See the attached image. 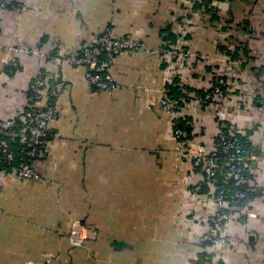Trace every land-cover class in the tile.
Returning a JSON list of instances; mask_svg holds the SVG:
<instances>
[{
  "label": "crops",
  "instance_id": "1",
  "mask_svg": "<svg viewBox=\"0 0 264 264\" xmlns=\"http://www.w3.org/2000/svg\"><path fill=\"white\" fill-rule=\"evenodd\" d=\"M239 2L221 0L216 6L226 16L233 8V24H240L249 7ZM258 5L249 19L251 32L241 37L262 61L264 0ZM181 6L182 0H27L23 10L0 8V125L25 107L38 72L50 69L64 82L60 93L44 92L46 99L55 94L58 112L49 122L46 157L34 163L41 180L0 178V264H191L198 259L204 218L214 205L198 189L200 173L179 152L176 120L160 107L167 78L159 55L161 28L171 23L174 32L183 31L186 23L176 20ZM195 18L186 28L189 51L205 55L212 66L224 62L230 68L217 49V29ZM106 28L116 38L138 42L139 49L113 57L117 86L97 90L84 67L62 59L96 43ZM13 46L19 52H10ZM12 56L18 63L14 70L7 65ZM238 68H230L229 76L239 81L241 95H233L225 109L195 104L185 116L195 140L207 147L225 122L240 132L251 130L249 139L259 150L250 205L255 216L230 223L231 242L221 258L226 264H264V75ZM197 70L184 68L182 82L207 85ZM72 230H78L79 242L71 241Z\"/></svg>",
  "mask_w": 264,
  "mask_h": 264
},
{
  "label": "built area",
  "instance_id": "2",
  "mask_svg": "<svg viewBox=\"0 0 264 264\" xmlns=\"http://www.w3.org/2000/svg\"><path fill=\"white\" fill-rule=\"evenodd\" d=\"M26 1L0 0V8L23 10L26 7ZM187 5H191V3L189 2ZM138 49V42L130 38H116L111 35L110 29L106 28L96 43L83 45L77 55L65 56L62 60L71 65L84 67L85 77L95 89H114L117 84L111 73L112 58L118 54L132 53ZM19 50L20 48L17 46L9 49L12 53H17ZM159 52L163 53L165 57L176 58L175 62L167 67V80L175 75L181 77V64H177L180 63V59H186L190 56L206 57L200 53L184 51L179 47L161 48ZM7 65L11 69H15L18 65L17 57L12 56L7 61ZM227 83L226 71L222 69L217 84L211 91L205 93L204 99L185 103L178 98L162 97L160 107L170 114L174 120L187 117L185 116L187 111L190 112L191 108L193 109V106L197 103L200 104L201 101L210 102V109H218V105L219 108L223 107L225 109L224 86ZM48 84L52 87V91L57 94L64 88V82L50 69L46 68L38 72L29 83L27 89L29 93L26 94L25 107L14 112L9 119L2 121L0 133L2 129H8V135L12 139L25 143L27 145L25 153L32 164L29 162L23 163L18 167H13L11 172L0 169V178L9 176L37 180L41 178L42 175L34 166V163L46 157V146L50 136L49 122L58 112L54 105L42 104ZM216 100L220 103H215ZM236 132L240 131L236 129L226 133L219 127L213 143L210 147H207L204 143L195 140L193 136L188 140L183 139L184 131L181 128L175 127L173 130L180 154L189 159L192 167L197 169L201 175L198 189L200 185L205 184L208 189L206 195L214 205L213 212L204 218L206 228L198 239L201 251L212 254L211 261L208 260V263L204 262V264H219L218 259L221 258V254L226 249L225 247H228L231 242L227 232L231 222L241 221L238 220L239 217H242V221H245V218L255 216L250 209V205L253 200L251 194L256 189L252 179H254L253 163H255L257 155L254 153H250L249 156L244 155ZM220 153L226 155L232 163L228 167V172L224 173V183L226 179L232 178L236 185L245 183L246 188H236L232 194H228V190L224 186L215 185V176L220 167L218 158ZM0 155H3V157L10 156L9 144L3 137H0ZM70 238L72 242H79L80 234L78 230H72ZM222 262L226 264L223 259Z\"/></svg>",
  "mask_w": 264,
  "mask_h": 264
},
{
  "label": "trees",
  "instance_id": "3",
  "mask_svg": "<svg viewBox=\"0 0 264 264\" xmlns=\"http://www.w3.org/2000/svg\"><path fill=\"white\" fill-rule=\"evenodd\" d=\"M221 0H182V8L184 9L179 15L176 17V20L178 23H186L183 31L179 34L177 32H174L172 30V25L166 24L164 27L161 28L162 33V44L160 45V48H173V47H179L184 51H189V38L190 35L186 33V28L191 24L192 17H196L195 19L199 21H205L207 25L214 27L216 30L215 32L218 33L219 39L216 40L217 49L220 51L224 57L225 61L228 63L227 65L230 66L231 69H240L241 73L243 74L245 68L248 69L249 73H253L256 77H260L261 75H264V60L260 61L256 57V51H251L250 49V43L245 37H241L242 34L251 32V29L249 27V19L253 14L254 10H257L260 0H226L228 2H234V1H241V3H245L249 8L246 10L245 17L242 19L241 23L233 24L235 22L236 14L233 8L230 9L229 16L223 15L222 12L218 9L216 6V2ZM191 3V5H187L188 3ZM240 3V2H239ZM14 5V4H13ZM13 7V6H12ZM11 7V8H12ZM190 21V22H189ZM244 31V32H243ZM243 32V33H241ZM220 40V41H219ZM219 41V42H218ZM190 52V51H189ZM160 58H161V64L163 69L167 71V67L170 64H173L176 60L175 57L169 58L165 57L163 53L159 52ZM181 69L183 70L186 67H192V69L197 68L196 71L200 75H205L206 78H208L209 82L207 85L201 86L200 88H194L185 85L181 77L179 76H173L168 80L165 81V93L163 97H169V98H178L185 103H191L194 100L197 99H204L205 93L208 91H211L212 88L217 84L219 73L222 69L226 71V79L228 81L227 85L224 86V96H225V102L230 103L233 95L239 96L241 95L239 92H241L238 88L240 87L238 82L236 83L235 80H231L232 78L229 76L232 72H230V68L223 64H214L211 65V61L206 58H200L195 56H190L186 59H180ZM197 65V66H195ZM195 66V67H194ZM228 69L229 72L228 73ZM14 70V69H12ZM233 75L236 74L233 71ZM232 76V74H231ZM238 84V85H237ZM237 87V88H236ZM241 88V87H240ZM47 89L52 91V87L50 84H48ZM243 91H245L246 94H248L247 87L243 88ZM29 91L26 92L28 94ZM46 94V93H45ZM250 96V95H249ZM259 96V95H257ZM46 96H44V100L42 101V104L47 105H55L53 102V99L55 97V94H52L50 99H46ZM230 101V102H229ZM215 103L219 104L220 101H215ZM210 102H203L201 101L199 107L201 109H207L210 107ZM239 105V104H238ZM223 108V107H220ZM219 105H218V109ZM187 117L180 118L175 121L174 127H179L184 131L183 139H190L192 135V127H191V120L190 124L188 123ZM172 120H174L172 118ZM222 131L228 133L229 131H235L236 127L232 124H229L225 122V125L221 126ZM8 129H2L0 133V137H3L7 140L9 144V154L8 157H3V155H0V169L5 170L7 172H11L13 167H18L19 165L29 162L31 163L29 157L26 155L25 150L27 145L25 143H21L17 141L16 139H12L10 135H8ZM251 134V130H246L245 132H236V135L238 136V140L241 144L243 153L245 156H249L250 153H254L255 155L259 154V150L255 148L252 144V142L249 139V136ZM220 167L218 172L215 176V185L216 186H224L228 190V194H232L233 191L236 188L244 189L246 188L245 183L236 185L235 181L232 178L226 179V182L224 183V173L228 172V167L232 165L230 161L228 160V157L224 155L223 153H220L218 155ZM45 159V158H44ZM32 164V163H31ZM14 177V176H12ZM18 178V177H17ZM23 179V178H19ZM27 181H40L37 179H26ZM37 183V182H35ZM201 190L204 192H208V189L205 184H203L201 187ZM202 192V191H201ZM252 197L256 196V192H253L251 194ZM238 220H242V217H239ZM198 259L196 261H193L194 264H204V262L208 263V260L211 261L212 254L205 253L203 251L200 252L198 255ZM219 264H224L222 262V259H218Z\"/></svg>",
  "mask_w": 264,
  "mask_h": 264
}]
</instances>
